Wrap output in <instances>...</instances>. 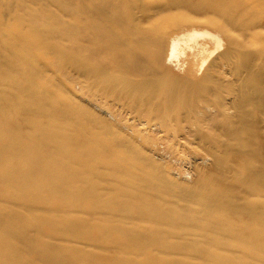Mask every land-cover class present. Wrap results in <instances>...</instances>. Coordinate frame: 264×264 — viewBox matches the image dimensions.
Wrapping results in <instances>:
<instances>
[{
    "label": "bare ground",
    "instance_id": "1",
    "mask_svg": "<svg viewBox=\"0 0 264 264\" xmlns=\"http://www.w3.org/2000/svg\"><path fill=\"white\" fill-rule=\"evenodd\" d=\"M0 264H264V0H0Z\"/></svg>",
    "mask_w": 264,
    "mask_h": 264
}]
</instances>
